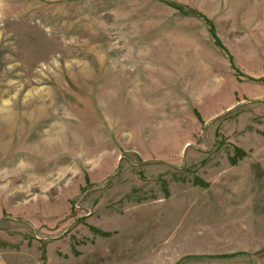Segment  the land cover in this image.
Instances as JSON below:
<instances>
[{"label":"rangeland","instance_id":"374dc122","mask_svg":"<svg viewBox=\"0 0 264 264\" xmlns=\"http://www.w3.org/2000/svg\"><path fill=\"white\" fill-rule=\"evenodd\" d=\"M177 258L264 264V0H0V264Z\"/></svg>","mask_w":264,"mask_h":264},{"label":"crops","instance_id":"0c3cea01","mask_svg":"<svg viewBox=\"0 0 264 264\" xmlns=\"http://www.w3.org/2000/svg\"><path fill=\"white\" fill-rule=\"evenodd\" d=\"M153 208L155 209V207H153ZM153 211L155 212L156 209L153 210ZM131 231L133 232V233H130L132 235V237H135L138 240V242H139L138 244H136L138 248L139 247L144 248L146 245H152V243L151 244H146L145 241L142 243V239H145V236H146V234H145L146 228H145L144 224H138L136 229L132 228ZM115 241H120V242L119 243L116 242V244H114V246H116V245H118V246L125 245V239L117 240L115 238ZM134 245H132V246H134ZM141 255H143V249H142ZM168 264H170V262ZM172 264H233V263H225V262H221V261H211V262H207L206 261V262L202 263V262L196 261V260L193 261V260H184L183 258H177V259H175L173 261Z\"/></svg>","mask_w":264,"mask_h":264}]
</instances>
